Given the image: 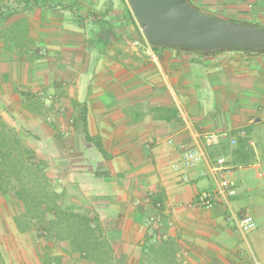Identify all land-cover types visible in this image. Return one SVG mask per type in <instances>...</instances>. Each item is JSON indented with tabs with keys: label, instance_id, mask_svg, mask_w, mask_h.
Listing matches in <instances>:
<instances>
[{
	"label": "crops",
	"instance_id": "0c3cea01",
	"mask_svg": "<svg viewBox=\"0 0 264 264\" xmlns=\"http://www.w3.org/2000/svg\"><path fill=\"white\" fill-rule=\"evenodd\" d=\"M0 108L16 132L28 121L50 180L91 200L114 246L132 253L163 239L185 264L264 263L260 49L149 47L124 0H0ZM211 135L222 139L210 144ZM188 150L205 160L184 182L186 170L174 168ZM219 158L236 184L233 213L256 221L249 233L223 200L209 210L189 207L214 190L220 177L210 166ZM4 199L0 191V264H43Z\"/></svg>",
	"mask_w": 264,
	"mask_h": 264
},
{
	"label": "trees",
	"instance_id": "16d2710c",
	"mask_svg": "<svg viewBox=\"0 0 264 264\" xmlns=\"http://www.w3.org/2000/svg\"><path fill=\"white\" fill-rule=\"evenodd\" d=\"M83 123L87 125L85 116ZM47 167L0 115V191L23 208L14 217L20 232L38 226V235L47 236V249L56 254L46 253L43 264H63L65 256L74 257L73 264H119L97 213H78L68 206L64 195L52 188ZM179 251L171 240L148 239L141 247L138 264H185Z\"/></svg>",
	"mask_w": 264,
	"mask_h": 264
},
{
	"label": "water",
	"instance_id": "95a60500",
	"mask_svg": "<svg viewBox=\"0 0 264 264\" xmlns=\"http://www.w3.org/2000/svg\"><path fill=\"white\" fill-rule=\"evenodd\" d=\"M131 10L153 46L202 52L264 48V27L204 13L188 0H129Z\"/></svg>",
	"mask_w": 264,
	"mask_h": 264
},
{
	"label": "rangeland",
	"instance_id": "374dc122",
	"mask_svg": "<svg viewBox=\"0 0 264 264\" xmlns=\"http://www.w3.org/2000/svg\"><path fill=\"white\" fill-rule=\"evenodd\" d=\"M191 1L197 7L198 10H201L205 13L219 16L221 18H224L229 21L236 22V23L252 25L255 27H259V28L264 27V1L263 0H225L227 2L225 3V5H223L222 8H216V7L213 8L211 5H209L210 3H208V1L210 0H191ZM216 1H219V0H216ZM104 2H106V0H104ZM124 2H126L130 6L129 0H124ZM17 27L19 29L18 33L20 34L19 41L22 43V47H23V44L26 43L25 32L27 30V21L25 19L22 20L21 22H19ZM260 51L262 52V54H264V49L261 48ZM19 122L22 127L19 130L20 132H17V133L23 139V141L30 148H32L30 146L29 141L33 140L32 138L33 135H30L29 133L28 121L24 119V120H20ZM38 157L42 159L39 155ZM52 188L59 194H63L65 197L64 200L66 201V204L68 206H72V208H74L75 211H77L78 213H86L87 211H94L97 213L98 216L100 215L97 212V209L94 208V205H92L91 200L85 198L84 195L76 189L74 184L65 183L63 185V183L56 184L52 182ZM5 204H6V208H8L5 212L7 214H11L13 216V219L15 216L19 215L23 209L22 207H20L17 203H15L12 200L6 199ZM102 226L106 233V228L104 227L103 223H102ZM258 226L260 227V229H262L264 226V222L260 223ZM38 230H39L38 226H33L31 232L25 233L28 236L26 237L24 236V238H26V240L30 239L34 242L36 246V254L41 256L43 259L46 253L49 255L55 256L54 254L56 253L54 249H50V250L47 249L49 246V241H48L47 236L44 235L43 233L38 235V232H37ZM260 232L264 233V231H260ZM112 246L114 247L116 255L119 259V264H138L139 263V259L141 257L140 249H137L136 252H132V253L127 252V253H130L128 255L123 247L114 246L113 244ZM132 256L135 257L137 261H134L133 263L130 262L128 259H130ZM127 257L129 258L127 259ZM73 262H74V257H68V256L63 257V260H62L63 264H73Z\"/></svg>",
	"mask_w": 264,
	"mask_h": 264
},
{
	"label": "built area",
	"instance_id": "2783aa9c",
	"mask_svg": "<svg viewBox=\"0 0 264 264\" xmlns=\"http://www.w3.org/2000/svg\"><path fill=\"white\" fill-rule=\"evenodd\" d=\"M148 46L151 44L147 41ZM221 136L211 135L208 136L207 141L210 144L220 141ZM205 160V155L202 151L199 150H188L182 155V160L180 165L175 166V171H181V168L186 170L181 172L182 181H189L188 170H191L197 167ZM231 165L228 164L225 158H219L210 166V171L215 176H219V180L214 188L211 191H203L199 193L193 203L189 205L190 208L198 207L202 209H212L219 201L223 200L226 202L230 210V201L229 198L235 197L237 195L236 184L231 182L226 178V175L231 170ZM231 219L235 222L237 228L242 233H249L250 231L256 228V221L251 215L236 216L232 211Z\"/></svg>",
	"mask_w": 264,
	"mask_h": 264
},
{
	"label": "flooded vegetation",
	"instance_id": "af4514ba",
	"mask_svg": "<svg viewBox=\"0 0 264 264\" xmlns=\"http://www.w3.org/2000/svg\"><path fill=\"white\" fill-rule=\"evenodd\" d=\"M190 4H191L192 6H194V7L197 9V7L192 3V1L190 2Z\"/></svg>",
	"mask_w": 264,
	"mask_h": 264
}]
</instances>
